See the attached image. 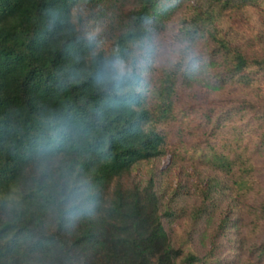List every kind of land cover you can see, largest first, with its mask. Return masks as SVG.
I'll return each mask as SVG.
<instances>
[{
	"label": "trees",
	"instance_id": "trees-1",
	"mask_svg": "<svg viewBox=\"0 0 264 264\" xmlns=\"http://www.w3.org/2000/svg\"><path fill=\"white\" fill-rule=\"evenodd\" d=\"M129 1L0 0V264H206L238 226L231 207L264 228V201L242 203L258 198L260 183L231 114H208L211 139L193 155L167 131L185 124L177 100L207 68L219 67L213 91L264 79V55L218 28L224 12L264 0ZM185 2L183 48L161 63L155 38ZM200 41L212 47L208 60L193 53ZM164 157V172L185 163L177 189L189 190L188 208L169 206L153 178L131 179ZM176 222L189 225L184 241L173 238ZM253 252L258 261L245 264L264 260V241Z\"/></svg>",
	"mask_w": 264,
	"mask_h": 264
},
{
	"label": "rangeland",
	"instance_id": "rangeland-1",
	"mask_svg": "<svg viewBox=\"0 0 264 264\" xmlns=\"http://www.w3.org/2000/svg\"><path fill=\"white\" fill-rule=\"evenodd\" d=\"M133 2V0L129 1ZM131 9L130 5L124 7L123 11ZM193 7L189 2H185L179 10H177L171 20L165 24L164 30L155 38L156 46H158L157 59L164 64L173 63L179 58V53L183 46L177 41L176 36L182 26L184 19L192 15ZM102 27V26H101ZM218 28L221 30L219 37L224 34L235 45L241 46L245 52L250 53L251 56L264 55V8L259 9L255 7H245L240 10H233L224 12L223 16L218 21ZM212 47L200 41L195 46L194 55H203L205 60L211 58ZM255 71V70H254ZM219 72V67L216 65L207 68L206 74L200 78L196 83L181 91L179 95L177 113L184 121L181 127L179 123L175 122L168 125L169 141L172 145L180 146L183 141L187 147V154L193 155V146L195 144H202L206 139L211 137L209 132L213 129L211 125H207V116L209 113L213 117L220 116V114L230 113L232 116L229 126L233 128H241L243 132L242 138L253 154L254 164L256 166L255 176L260 183V194L254 201H244L243 205H252L258 201H264V114L263 103L264 100V79L258 84L252 85L250 88L239 86L240 84H229L224 88L213 91L207 87V82L212 84L213 77ZM247 103V104H245ZM244 104V110L237 112L238 108ZM185 113V114H184ZM179 122L181 120H178ZM187 126H190L186 129ZM195 128V132L193 131ZM231 135V130L227 129ZM226 131V130H225ZM174 133H178L175 135ZM228 133V135H229ZM228 135H220L218 141ZM229 135V137H231ZM185 140H184V139ZM215 142V140L213 141ZM185 163H178L177 166L168 167V159L162 158L158 161L150 163H143L137 166L131 173V179L139 181L142 179L143 185L153 178L156 191L165 198V202L177 211L188 208L194 202L188 197L189 190L185 187L177 189L179 182L185 184V179L179 177L180 166ZM177 190V191H176ZM251 202V203H250ZM230 201L221 204L222 207H227ZM242 205V204H241ZM233 214H237V228L232 231L230 235L223 238L218 243V250L215 258L209 259L206 264H245L250 261L255 263L258 261V256L253 249L260 246L264 241V228L259 227L254 230L249 226V219L244 207H231ZM239 213V214H238ZM219 215V213L217 214ZM251 220V219H250ZM217 223V221H216ZM182 224V223H181ZM174 229L173 238L177 241H184L187 239V232L190 231L188 227L178 222L170 226ZM228 237L231 240L228 241ZM206 245H197L196 249L201 254L208 248ZM194 247L191 243L186 250ZM194 250V248L192 249ZM257 264H264V260Z\"/></svg>",
	"mask_w": 264,
	"mask_h": 264
},
{
	"label": "clouds",
	"instance_id": "clouds-1",
	"mask_svg": "<svg viewBox=\"0 0 264 264\" xmlns=\"http://www.w3.org/2000/svg\"><path fill=\"white\" fill-rule=\"evenodd\" d=\"M85 11H87V7L85 8ZM128 67L131 69V68L135 67V65L129 64Z\"/></svg>",
	"mask_w": 264,
	"mask_h": 264
}]
</instances>
